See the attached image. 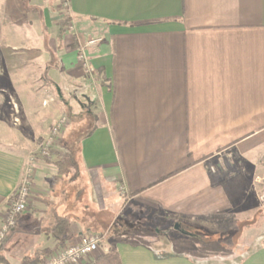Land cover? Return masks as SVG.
<instances>
[{
  "label": "crops",
  "instance_id": "1",
  "mask_svg": "<svg viewBox=\"0 0 264 264\" xmlns=\"http://www.w3.org/2000/svg\"><path fill=\"white\" fill-rule=\"evenodd\" d=\"M56 1L0 4V224L29 168L33 182L0 264H39L88 234L104 238L85 264L110 251L121 264H264L263 225L240 257L222 228L246 203L251 169L264 168V0H68L75 32L62 37ZM77 92L84 101L71 100ZM75 104L95 118L81 137L80 186L57 173L62 159L39 154ZM117 195L129 219L169 231L131 241L110 237L111 221L93 232L94 199L101 214Z\"/></svg>",
  "mask_w": 264,
  "mask_h": 264
},
{
  "label": "rangeland",
  "instance_id": "2",
  "mask_svg": "<svg viewBox=\"0 0 264 264\" xmlns=\"http://www.w3.org/2000/svg\"><path fill=\"white\" fill-rule=\"evenodd\" d=\"M3 1L4 0H0V4H3ZM21 1L36 6H42L43 4L47 5L51 3V0H21ZM59 2H60V10L64 14H67L68 13L67 2H63V1L61 2V0H59L58 2L56 1V3L53 5L52 8L56 9L57 5H59ZM50 5H52V3ZM53 13H54L53 17H55V20L59 19V11L56 10ZM69 31L75 32V26L73 24H71V26L69 27ZM53 74L57 77V80L61 82L67 79L62 71L54 69ZM59 90L60 87L57 86V92H59ZM71 92H74V89ZM66 95L68 97H71V95H68L67 93ZM72 99L74 101L78 100V102L84 101V97L79 92L75 93L74 97L71 98V100ZM72 108L75 109L74 110L76 114L75 116L72 114H62L58 116L56 120L53 121L51 126L61 116H65L67 118L68 122L64 127L63 132L61 133L55 146L61 149L62 151V149H64L65 146L70 145L69 148H71L70 150L73 152V158L75 159L78 165V170L76 172L74 170L73 171L74 173L72 175L78 174L79 176L80 174L79 151H80L81 137L90 130L91 126L95 121V118L93 117V115L87 114L85 110H82L76 104L73 105ZM51 126H49L50 129ZM2 131L3 130L1 129L0 135L4 134ZM61 151L52 150V153L48 158L49 159L51 158L53 160L64 159L63 152ZM263 160H264V156H263ZM249 175L252 176V183H250L247 187L248 194H247L246 203L244 204V206H242L241 212L235 215H231L226 221H224L225 224L222 225L223 229H227L229 227L232 229L229 230V232L228 231L223 232L225 235L223 236V240L226 241L225 245L229 246L230 251L232 253L238 254L239 257L242 254L244 255L247 249L251 247L249 245V242L251 241L250 239H253L254 245L259 243V240L262 236L259 235L260 233L258 231V228L261 227V225L264 226V168L259 167L257 169H251ZM79 180H78V184L82 183L81 176H79ZM79 186L77 185V187ZM75 187L76 185L72 187V191L76 190ZM94 200L96 206L94 208H89V214H91V217L98 220V223L97 225H95L96 227L93 231L95 233L99 232L100 230H102L101 232H104L106 230V227L103 229L102 226H105L106 224H110L111 221H112V225H109V229L107 231L110 237L111 235L113 236L118 234L119 236H123L124 238H127L128 240L131 241L143 239L145 237V234L143 233L144 229L147 230L150 229L153 231V233L159 230H161L162 232L163 230L169 231L168 226H166L168 225L166 224V222L161 224L158 222L159 224H154L151 222V218L147 216H142L135 220L129 219L128 214L130 213L133 207L132 205L129 206L127 205V207L125 206L123 211L119 212V209L125 205L124 199L120 195H117L115 197L113 206H110L108 208L109 212L106 211L101 214L97 212V208L101 206V202L99 198L97 199L95 198ZM104 203L106 204V200H104ZM97 227H100L102 229H99ZM169 229L170 232L175 233L173 227L170 226ZM135 230L140 231L142 233L135 232ZM190 230H194V229L189 228L187 229V232L191 233L192 231Z\"/></svg>",
  "mask_w": 264,
  "mask_h": 264
},
{
  "label": "built area",
  "instance_id": "3",
  "mask_svg": "<svg viewBox=\"0 0 264 264\" xmlns=\"http://www.w3.org/2000/svg\"><path fill=\"white\" fill-rule=\"evenodd\" d=\"M92 71V70H91ZM67 118L61 116L51 127L39 154L48 158L58 141ZM35 158H32L34 162ZM32 169L29 168L21 184L15 192V198L11 201L7 213L0 224V245L5 237L16 227L17 216L24 212L30 203L33 191ZM104 238L100 234H88L78 242L63 246L53 253L45 256L39 264H85V262L100 249V243Z\"/></svg>",
  "mask_w": 264,
  "mask_h": 264
},
{
  "label": "trees",
  "instance_id": "4",
  "mask_svg": "<svg viewBox=\"0 0 264 264\" xmlns=\"http://www.w3.org/2000/svg\"><path fill=\"white\" fill-rule=\"evenodd\" d=\"M62 1L68 2V0H61V2ZM58 11L60 15L58 24L61 29L60 37H62L63 31H65L66 29H69L70 27L71 18L68 14H64L60 10V8ZM70 149L65 154L64 159L54 162V165L56 166V169H57V173L59 175L61 174V176H65L67 174L72 173L74 170L75 171L78 170L77 162L73 158V152ZM14 198H15V194L13 195V197H11V200H14ZM57 225H58L57 228L61 232H65L69 225V219L66 217H60ZM96 264H121V260H120L119 254L116 251H110L100 256L97 259Z\"/></svg>",
  "mask_w": 264,
  "mask_h": 264
},
{
  "label": "water",
  "instance_id": "5",
  "mask_svg": "<svg viewBox=\"0 0 264 264\" xmlns=\"http://www.w3.org/2000/svg\"><path fill=\"white\" fill-rule=\"evenodd\" d=\"M174 228L182 233H186L187 231L183 229V227L180 224H175Z\"/></svg>",
  "mask_w": 264,
  "mask_h": 264
}]
</instances>
